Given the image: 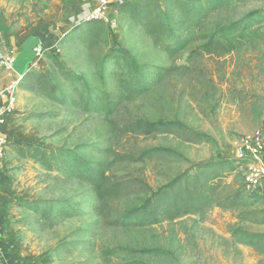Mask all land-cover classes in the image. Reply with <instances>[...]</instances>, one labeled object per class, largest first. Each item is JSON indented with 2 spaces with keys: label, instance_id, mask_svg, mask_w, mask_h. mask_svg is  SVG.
Returning <instances> with one entry per match:
<instances>
[{
  "label": "rangeland",
  "instance_id": "obj_1",
  "mask_svg": "<svg viewBox=\"0 0 264 264\" xmlns=\"http://www.w3.org/2000/svg\"><path fill=\"white\" fill-rule=\"evenodd\" d=\"M124 1L110 0L116 26L104 22L100 34L91 37L85 18L99 0H0L3 54L11 46L21 50L29 37L43 39L49 48L37 51L28 74L47 73L66 91L70 86L53 55L81 77V89L84 83L94 93L119 90L117 74L124 68L113 55L120 48L140 64L171 68L160 86L125 101L111 116L84 111L72 101H53L31 89L28 74L23 76L15 111L3 123L8 144L0 164L5 214L0 264H264V203L245 188L247 161L239 145L242 135L264 126V0H230L210 14L202 30L210 33L259 11L258 30L246 32L247 42L228 53H209L199 47L204 39H194L173 56L123 15ZM169 121L183 123L205 140L194 143L176 134L134 129L137 123ZM34 142L74 149L95 161L115 156L112 174L130 188L112 201L114 217L183 174L221 169V187L213 203L200 211L155 225L118 227L96 212L97 197L89 183L21 153ZM149 149L154 157L132 162V156ZM216 162L221 168L206 167ZM226 198L231 206L217 205ZM105 247L122 250L107 258L101 254Z\"/></svg>",
  "mask_w": 264,
  "mask_h": 264
},
{
  "label": "trees",
  "instance_id": "obj_2",
  "mask_svg": "<svg viewBox=\"0 0 264 264\" xmlns=\"http://www.w3.org/2000/svg\"><path fill=\"white\" fill-rule=\"evenodd\" d=\"M229 2L230 0H126L122 2L120 11L133 20L156 46L171 56L185 50L194 39H204L206 42L199 47L209 53L220 51L228 53L236 44L247 42L246 32L250 29L257 31L258 19L262 18L259 11L250 12L231 21L226 27L214 28L210 33L202 32L210 14L228 5ZM85 24L88 26L87 33L95 37L100 34L105 23L101 20H91ZM118 54L126 59H120ZM118 54L113 55V58L124 69L117 74L119 87L117 92L94 93L84 83L81 89L78 85L81 77L68 70L55 55L52 58L63 79L68 81L64 82L69 84L70 90H64L63 86L47 73L31 72L26 74V78L31 89H37L53 101L62 104L72 101L83 107L84 111H103L106 116H111L125 101L155 89L171 74V68L138 63L135 58L129 56L125 48H120ZM72 93L77 94V98L73 97ZM134 129L141 134H176L185 141L194 143L205 140L203 134L178 121L154 122L146 126L137 123ZM21 153L35 159L47 169L57 170L89 183L97 197V204L94 206L96 212L101 216L106 215L107 221L118 227L155 225L164 220L176 219L190 211H200L213 203L221 187V169L220 171L214 169L206 175L204 172L198 175L183 174L152 193L141 205L114 217L112 201L119 199L130 188L129 182L112 174V165L117 160L115 156L111 161H95L86 159L74 149H55L37 142L26 144ZM155 155L153 149H149L140 157L132 156L131 159L132 162L143 161ZM116 156L124 160L122 154ZM211 165L215 168L222 166L221 162H216L206 167H212ZM218 204L229 207L232 203L226 198L224 202H217ZM63 211L66 214L71 212L68 208H64ZM121 250L119 247H105L101 254L108 258L117 255Z\"/></svg>",
  "mask_w": 264,
  "mask_h": 264
},
{
  "label": "built area",
  "instance_id": "obj_3",
  "mask_svg": "<svg viewBox=\"0 0 264 264\" xmlns=\"http://www.w3.org/2000/svg\"><path fill=\"white\" fill-rule=\"evenodd\" d=\"M111 9L112 3L110 0H99L98 5L86 14L85 21L101 20L108 23L111 27H114L116 26L117 21L109 15ZM15 58V52L13 50H10L8 54L4 55L0 49V65L5 67L7 70H15L13 68ZM22 78L23 76L18 73V77L11 81L10 84L0 92V164L5 155L6 146L8 144V138L5 130L3 129V123L5 121V117L9 114H13L15 111V94ZM239 145L243 152V157H245L244 159L247 161L246 169L243 173L245 188L248 192L257 193L260 183L264 181L263 130H257L242 135Z\"/></svg>",
  "mask_w": 264,
  "mask_h": 264
},
{
  "label": "crops",
  "instance_id": "obj_4",
  "mask_svg": "<svg viewBox=\"0 0 264 264\" xmlns=\"http://www.w3.org/2000/svg\"><path fill=\"white\" fill-rule=\"evenodd\" d=\"M49 48L48 43H46L43 39L38 38V45L36 51H40L43 49ZM15 52V57L21 52V50H17L16 48H10ZM16 59V58H15ZM18 77V72L16 70H7L5 67L0 65V92L6 88L10 84L11 81L15 80ZM1 97V96H0ZM264 132V126H263ZM257 195L262 199L264 203V181H262L257 190ZM4 219L5 214L3 210V206L0 204V247L2 246V238L4 236Z\"/></svg>",
  "mask_w": 264,
  "mask_h": 264
},
{
  "label": "water",
  "instance_id": "obj_5",
  "mask_svg": "<svg viewBox=\"0 0 264 264\" xmlns=\"http://www.w3.org/2000/svg\"><path fill=\"white\" fill-rule=\"evenodd\" d=\"M38 45L37 37H29L23 44L21 52L15 59L13 68L22 76H25L30 71V66L36 56L35 49Z\"/></svg>",
  "mask_w": 264,
  "mask_h": 264
}]
</instances>
